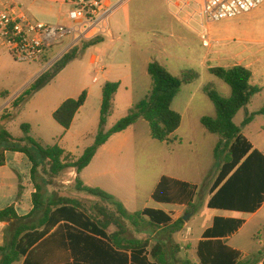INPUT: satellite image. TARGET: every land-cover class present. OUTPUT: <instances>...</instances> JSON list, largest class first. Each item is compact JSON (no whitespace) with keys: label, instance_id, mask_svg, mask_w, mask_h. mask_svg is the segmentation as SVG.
Wrapping results in <instances>:
<instances>
[{"label":"crops","instance_id":"0c3cea01","mask_svg":"<svg viewBox=\"0 0 264 264\" xmlns=\"http://www.w3.org/2000/svg\"><path fill=\"white\" fill-rule=\"evenodd\" d=\"M56 1L57 3L51 4L49 0H44L43 2L35 0L27 8L29 13L36 19L45 9L49 12H53L54 8H56L59 14L58 23H67L66 15L71 9V4L67 0ZM68 7H70V9L66 11ZM243 16H250V18L244 21L239 20ZM220 22L227 23L223 28L217 31L216 35H211V24L208 26L212 45L207 48L209 52L205 56V59L214 62L216 67L232 68L235 66H243L249 69L252 73L251 85L261 88V92L255 95L251 103L245 108L247 115L255 114L252 121L246 125V129L254 124L256 117L264 115V103L262 102L264 101V4L248 14ZM104 39L105 37L101 38V43ZM87 51H91L92 53L90 57L91 64L100 65L96 72L98 74L105 72V63L109 57L108 50L105 51L102 56L97 53L95 45L89 47ZM150 62H152V60L145 61L144 67L140 70V78H136L135 74L129 70L126 71L123 77H120V79L115 82H111L120 83V88L115 95L113 106L116 105L117 97L120 92H124L123 99L125 100L124 105H126L127 110H130L135 104L139 103L148 95L149 88H151L152 85L151 80L150 85L148 80V78H150L148 75V65ZM111 63H114V59L111 60ZM211 68L212 67H209V70ZM218 79L219 78L213 80L216 90L220 88L222 92L220 94L229 97L231 95L230 87L226 83L224 84L222 80ZM98 82V79L95 78L94 83ZM193 88L195 90L191 91ZM206 88L207 87L201 83V77L197 82L182 87L180 95L184 91H188V100L186 101L185 107L187 113L194 104L195 95L198 96L202 94L203 97L208 98L204 91ZM135 94H139L140 97L139 101L134 104L131 100ZM89 99L90 93L87 94L85 105H87ZM102 100L103 87L101 88V105ZM65 101L57 105L53 112ZM258 101H261V103ZM256 102H258L259 105L255 106ZM198 104L200 107H204L202 102L199 101ZM85 105L76 115L70 129L76 125L78 117L81 116ZM210 112V117L215 118L216 109L214 105L210 108ZM181 116L182 124L176 133L181 129L184 122V117L182 114ZM203 117L207 116L200 115L198 118L199 123H201ZM9 123L10 121L4 125L6 130ZM190 129L192 133L198 131V128L195 127H191ZM204 131H207L204 133H209L207 135H210L208 136L209 144L208 151L206 152L207 160L200 163L197 159L201 158L204 154L199 151V149L202 148V144H198V138L191 136L188 139L190 144H185L184 139L179 140L175 133L174 137L176 138V142L171 144L159 142L151 137L148 123L140 119L127 130L113 135L108 142L98 150L90 165L86 167L79 176L74 169H69L71 170L70 175H72L73 178L72 180L64 182V184L69 185L66 189L73 190L77 193H73L75 197L72 199L74 200L81 201L80 198L84 199L85 197L95 200L91 196H87L75 190V181L78 176L85 186L104 190L123 204L130 213L142 212L145 209L165 212L171 219V222L168 225H163L161 229H157L156 231H153L150 227L140 230L132 229L137 233L147 231L144 233V236L146 235L145 239H151L152 245L156 243L164 244L169 250L167 258H170V264H186V262H190L191 264H202L200 249L203 255H207L208 249H213L215 253L219 254L225 252L229 253L224 247L240 254L238 259L234 258L233 264H264V244L261 243V248L255 253H249L231 244L232 239L244 229L248 222L264 211V200L261 202L260 199L261 196H264V193H253L251 199H248L247 190H244L245 193L243 192L241 194L230 193L223 195L219 194V196H217L231 175L228 176L223 183L217 187L215 186L220 175L221 165L214 158V149L219 143L220 137L211 134L206 129ZM261 131H258L259 143L252 141L243 131L242 134L252 144V152L258 151L264 157V135L261 134ZM85 134L88 133L86 132ZM96 135H90L94 141ZM92 145L93 144L86 145L81 153L76 154L61 148L64 149L66 153L71 154L75 159H78L83 155L84 151ZM187 149L192 152L189 154L186 151ZM10 152L11 151H7L5 153L6 163L4 166H0L1 168H6L8 166V155ZM11 153L18 154L19 157L25 156L19 152ZM189 155L194 157V162L192 164L188 162V159H190ZM20 162H22V165L13 169L14 178L12 181L8 180L5 175L0 174V211L13 207L17 215L20 218H24L33 210L32 197L33 194L36 193V189L31 179V163L28 161L25 162L24 157ZM24 166L30 171L29 181L31 179L33 189L26 187L27 177L24 176L26 173V167L24 168ZM41 178L46 181L48 180L47 175ZM163 178H168L172 181L174 192L179 199L176 203H158L154 200L153 195ZM189 180H196L197 183H190ZM200 192L204 195L205 206L211 215L210 221L204 223L202 227L196 228L192 226V218H196L197 216V208L194 209L193 207V213L190 219L187 222L183 220L184 224L179 228L180 230H168L170 226L175 225L180 219H183L184 216L187 215V213L186 215L182 213L183 211L181 208L186 207L187 203L194 204ZM47 196L51 201L60 198L53 196L49 191ZM218 197L220 200L223 199L227 202H231L235 206L224 207L216 205L210 207L209 204L216 201ZM158 205H167L170 206V209L162 210L160 207H157ZM249 207H257V209L253 211L248 209ZM14 222L15 220H11L8 223H0V240H2L1 236L6 228L9 229L10 235H12L14 230L12 224ZM237 222H240V225H237ZM111 228L106 231V235L109 236L116 231L110 232ZM9 239L10 237L7 240ZM129 239L144 238L138 236ZM7 240L3 242L0 241V245H3ZM207 244H210V246H207ZM176 246H180V251L175 255L174 251L177 250ZM149 253L148 251L147 257H149ZM116 254L127 255L130 258L132 253L130 250L117 248L114 244L110 243L108 237L105 238L102 235L84 230L71 223L61 222L50 233L41 238L32 249L23 256L19 264H117L118 258Z\"/></svg>","mask_w":264,"mask_h":264},{"label":"trees","instance_id":"16d2710c","mask_svg":"<svg viewBox=\"0 0 264 264\" xmlns=\"http://www.w3.org/2000/svg\"><path fill=\"white\" fill-rule=\"evenodd\" d=\"M83 43L82 51H85L89 47L101 43V38L83 41ZM78 56V48H73L72 51L65 53L54 65L53 72H45L38 77L30 88L13 102L12 107L23 106ZM209 71L231 89L229 97L209 87L204 90L216 109V117H203L201 124L211 134L220 137V141L214 149V158L221 165L220 175L215 186L217 187L223 183L231 175L217 196L230 193L241 194L244 190H247L248 199H251L253 193H264V157L258 151L252 152V144L242 134L241 128L234 123V119L242 109L251 103L253 97L261 92V88L251 85L252 73L243 66L232 68L214 67ZM148 75L152 83L148 95L135 104L129 110L127 116L119 120L109 131H106L107 121L113 112V102L120 88V83L108 82L104 85L98 133L93 145L88 147L78 159L66 153L58 145L44 147L41 142L32 139L29 124L21 125L25 135L23 138L16 140L4 127L12 116L9 114L1 117L0 144H7L0 145V166H4L6 163L5 153L7 151L24 154L32 166L31 179L36 193L32 197L33 210L28 216L20 218L13 207L0 211V223L15 220L12 224L14 230L10 239L0 245V264H19L23 256L61 222L71 223L105 238L108 237L110 243L117 248L130 250L132 253L130 258L127 255L116 254L117 264H170V258H167L169 250L164 244L156 243L152 245L151 239H129L127 237L130 228L140 230L150 227L153 231H156L161 229L163 225H168L171 219L165 212L145 209L142 212L130 213L113 196L100 188L85 186L78 177L90 165L98 150L113 135L127 130L140 119L148 123L150 135L154 140L169 144L176 142L174 134L182 124V116L172 109V105L179 96L182 87L197 82L201 75L195 71H188L176 76L157 61L149 63ZM86 100V92H83L77 99L66 100L54 112V120L61 127L69 130ZM254 115H247L243 125L249 124ZM41 168L44 169L45 174L51 180L57 179L69 169H74L78 175L75 181V190L87 196L95 197L107 205H95L91 211H87L79 200L60 197L51 201L47 196L46 189L51 184V180H38ZM153 198L158 203L166 204L179 201L177 194L174 192L172 181L168 178L162 179ZM260 199L263 202L264 196H261ZM209 205L210 207L216 205L235 206L231 202L220 200L219 197ZM257 207H249L248 209L255 211ZM183 224V219H180L168 230H180L179 228ZM238 224L240 225V222H237ZM111 227H115L116 231L108 236L106 231ZM207 246H210V244H207ZM176 249L174 251L175 255L179 253L180 246H176ZM224 249L229 253L219 254L215 253L213 249H208L207 255H203L200 249L201 263L233 264L234 258H239L240 254L238 252L227 247H224ZM148 251L150 252L149 257H147ZM186 264L191 263L186 262Z\"/></svg>","mask_w":264,"mask_h":264},{"label":"rangeland","instance_id":"374dc122","mask_svg":"<svg viewBox=\"0 0 264 264\" xmlns=\"http://www.w3.org/2000/svg\"><path fill=\"white\" fill-rule=\"evenodd\" d=\"M26 8L35 0H16ZM43 2L44 0H39ZM51 4L57 3L56 0H49ZM104 9L110 10L108 25L112 32L111 36H105L102 43L96 46L97 53L103 55L108 50L109 57L106 61V71L97 73L100 65H92L90 57L91 51H82L83 41L70 43L65 40L63 43L56 45L40 63H24L16 61L10 54L2 52L0 54V119L3 115H11L10 123L7 130L10 134L20 139L24 137L21 125L28 123L32 126L30 136L35 141L41 142L44 147L59 145L67 149L68 152L81 153L86 145L93 144L94 136L98 132L101 107V88L107 82H115L131 70L136 78H140V70L145 65L146 60L157 61L165 66L170 73L180 76L183 72L195 71L201 75V83L205 87L216 89L213 80L217 78L210 74L209 67H216L211 60H206L205 56L209 50L202 45V40L197 32L184 22L177 20L175 17L176 9L169 4V0H103ZM70 7L66 9L68 11ZM252 16V15H250ZM250 16H243L239 20H249ZM58 9L54 8L53 12L47 9L37 16L39 21L47 24L58 23ZM227 22H214L211 24V35H216L217 31L223 28ZM103 38V37H101ZM79 49V56L44 88L35 93L23 106L13 108V102L30 86L35 80L45 72H53L54 65L63 55L73 50ZM114 59V63L111 60ZM103 61V60H102ZM128 68V69H127ZM98 83H94V79ZM149 85H150V78ZM219 80V79H218ZM225 84V83H224ZM227 86V85H226ZM195 88V87H194ZM191 89L194 91L195 89ZM151 89V88H149ZM150 91V90H149ZM222 93L220 88L216 90ZM83 92L90 93V99L82 110L81 116L78 117L76 125L69 131L61 127L53 118V111L61 102L66 99H77ZM187 92L184 91L177 97L174 102L173 110L182 114L184 122L181 129L176 133L178 139H184L185 144H190L189 138L195 136L198 144H202L199 151L204 154L197 159L200 163L207 160L206 152L208 151L209 133H204V127L199 123L200 115L210 117V108L213 103L202 94L195 95V101L191 110L187 113L185 110L186 101L188 100ZM139 94H135L133 103L139 101ZM124 92H120L117 97L116 105L113 106V112L108 118L106 131H109L119 120L127 116V110L124 105ZM263 100V99H262ZM202 102L204 107H200L198 102ZM261 103V101H258ZM256 102V105L259 103ZM264 103V101H262ZM199 107V108H198ZM264 107V106H263ZM251 115V114H250ZM14 116V117H13ZM247 117L246 109H242L236 116L234 123L240 127L252 141L259 143L258 131L264 135V115L256 117L255 122L249 128L243 123ZM198 128L197 132H190V128ZM193 130V129H192ZM88 134H85V133ZM205 134V135H204ZM7 143L0 144L1 146ZM196 144V143H195ZM261 145V144H256ZM189 154L191 150H186ZM189 163L194 162V157L189 155ZM25 162H29L27 157L23 156ZM23 157L11 153L8 155V166L0 167V174L5 175L8 180H13V169L22 165L20 162ZM26 166H24L25 168ZM27 177L26 187L33 189V184L29 175L30 171L25 168ZM38 180L46 177L43 168L40 169ZM71 170L62 173L57 179L51 180V184L46 187L55 197L74 198L75 191L66 189L64 182L72 180ZM190 183H197L196 180H189ZM74 193V194H73ZM85 196V195H84ZM80 198L85 210L91 211L95 205H107L97 198L92 197ZM204 195L200 192L195 203H187L186 207L181 208L186 215L192 214L193 207L197 208L196 218H192L191 225L202 227L210 221L211 215L205 206ZM162 210L170 209L167 205H158ZM116 230L112 227L110 232ZM147 232V231H146ZM145 231L137 233L130 228L128 238L143 237ZM11 237L9 229L3 231L0 240L3 242ZM264 244V211L257 217L251 219L244 229L236 235L231 244L247 251L255 253L260 249V244ZM263 251V250H262Z\"/></svg>","mask_w":264,"mask_h":264},{"label":"built area","instance_id":"2783aa9c","mask_svg":"<svg viewBox=\"0 0 264 264\" xmlns=\"http://www.w3.org/2000/svg\"><path fill=\"white\" fill-rule=\"evenodd\" d=\"M67 23L47 24L32 16L28 8L16 0H0V54L6 52L16 61L40 63L49 51L70 43L110 36V10L103 0H69ZM176 9L177 20L197 32L203 46L212 45L208 26L248 14L264 0H169Z\"/></svg>","mask_w":264,"mask_h":264},{"label":"water","instance_id":"95a60500","mask_svg":"<svg viewBox=\"0 0 264 264\" xmlns=\"http://www.w3.org/2000/svg\"><path fill=\"white\" fill-rule=\"evenodd\" d=\"M190 216L191 214H187L186 216H184L183 220L187 222L190 219Z\"/></svg>","mask_w":264,"mask_h":264}]
</instances>
